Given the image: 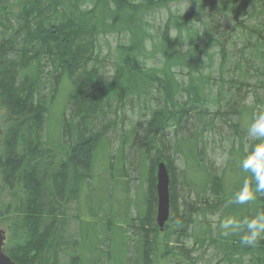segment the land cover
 <instances>
[{"label": "trees", "instance_id": "obj_1", "mask_svg": "<svg viewBox=\"0 0 264 264\" xmlns=\"http://www.w3.org/2000/svg\"><path fill=\"white\" fill-rule=\"evenodd\" d=\"M0 112V221L17 264H201L210 249L264 264V237L245 247L220 228L264 212V193L228 203L245 181L255 191L241 161L262 142L248 128L264 113V0H0ZM204 137L223 145L219 166ZM99 182L107 196L83 209Z\"/></svg>", "mask_w": 264, "mask_h": 264}, {"label": "clouds", "instance_id": "obj_2", "mask_svg": "<svg viewBox=\"0 0 264 264\" xmlns=\"http://www.w3.org/2000/svg\"><path fill=\"white\" fill-rule=\"evenodd\" d=\"M248 133L260 139L253 152L241 161L244 172H250L253 177L255 191L248 182L228 201L229 204L245 205L255 199L256 193H264V113L260 114L250 124ZM222 235H240V243L245 247H253L264 237V212L258 213L253 218H235L229 216L220 223Z\"/></svg>", "mask_w": 264, "mask_h": 264}, {"label": "rangeland", "instance_id": "obj_3", "mask_svg": "<svg viewBox=\"0 0 264 264\" xmlns=\"http://www.w3.org/2000/svg\"><path fill=\"white\" fill-rule=\"evenodd\" d=\"M179 8H180V10H185V8H186L185 3H182V4L178 5V6H173L172 10L175 11V10H177ZM162 12L163 11H159L160 14H159L158 19L164 18V16L162 15ZM158 19H157V21H158ZM118 43H119V40H118V38L116 36H110L105 41L102 40L101 41V45L103 47V54L105 55L107 52H113L114 48L118 45ZM137 112H138V110L137 111L135 110L134 115H131L132 116L131 120L136 118ZM0 116H1V112H0ZM136 120H138V118ZM204 138H205V142H207V145H208L207 154H209L210 158L215 162V164L217 166H219V163H222V158L225 157V155H222L223 145H221L219 143V139L218 138H213V139H209V140L207 139V137H204ZM256 139H257L256 137L251 136L250 140H251V142H253ZM99 183L96 185L95 190L91 189L88 197H84L82 199L81 203L83 204V209H86V208L92 206L91 209L94 210V208H95V200L97 198H103L104 199L107 196L106 185L104 183H100V184ZM84 212H85L84 216L87 219L91 218L88 215V212L86 210H84ZM156 217H157V214H156ZM211 221L212 222H216L217 221V217L211 218ZM0 231L5 233L6 238L9 237L8 223L7 222L0 221ZM188 246L189 247L192 246V242L191 241L188 243ZM202 250H203V248H201L200 253L202 252ZM212 251H213V249H210L207 252V255L205 256L206 257V260H205L206 263H201V264H224V263H222L220 261V259L216 258L215 256H212V254H213ZM197 253H199V251ZM168 260H170L168 257L165 258V259H162L161 260V264H167ZM104 261H107V258H104Z\"/></svg>", "mask_w": 264, "mask_h": 264}, {"label": "water", "instance_id": "obj_4", "mask_svg": "<svg viewBox=\"0 0 264 264\" xmlns=\"http://www.w3.org/2000/svg\"><path fill=\"white\" fill-rule=\"evenodd\" d=\"M170 177L164 163L157 166V224L163 229L170 215ZM4 238L0 234V264H15L3 251Z\"/></svg>", "mask_w": 264, "mask_h": 264}]
</instances>
